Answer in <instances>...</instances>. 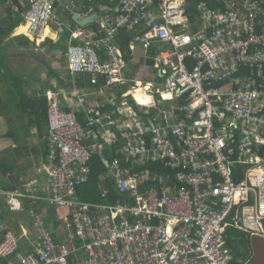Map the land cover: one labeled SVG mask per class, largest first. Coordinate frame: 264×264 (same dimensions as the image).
I'll return each mask as SVG.
<instances>
[{
  "label": "built area",
  "instance_id": "1",
  "mask_svg": "<svg viewBox=\"0 0 264 264\" xmlns=\"http://www.w3.org/2000/svg\"><path fill=\"white\" fill-rule=\"evenodd\" d=\"M2 1L36 45L69 32L51 54L74 85L48 95L50 155L1 192L32 219L7 232L2 264H232L229 228L264 239V0ZM82 9L99 16L87 28ZM95 156L114 204L77 196ZM42 203L65 211L64 236Z\"/></svg>",
  "mask_w": 264,
  "mask_h": 264
},
{
  "label": "trees",
  "instance_id": "2",
  "mask_svg": "<svg viewBox=\"0 0 264 264\" xmlns=\"http://www.w3.org/2000/svg\"><path fill=\"white\" fill-rule=\"evenodd\" d=\"M99 4H102V2L95 1L94 3L97 11H99ZM0 5L2 6L0 11H5L4 15H0L1 44L6 39L5 37L11 34L13 30L19 27L22 23L23 9H20L18 12H14L12 9V5L6 4L4 1H2ZM66 19L67 16H65V20ZM21 38H23V41L21 40ZM68 38L69 32L67 31L64 33L61 42L54 43L52 40H48V42H50V50H54L59 47L63 48V42ZM14 39L16 41L18 40L20 42L19 44H21V41L22 44L33 43L25 36L14 37ZM0 70L3 72L0 83L6 88L5 92L10 96L9 103L0 100V117L3 116L4 112H7V121L13 123L10 129L0 134V143L2 144V147L0 149V192L11 193L22 187L25 182V177H27L30 173L29 171L32 161L28 157V152L25 151L28 141H30L32 146L36 147L37 142L40 140L38 147H42V149L45 150L44 156L45 158L47 157L46 143L48 142L47 136L49 134L50 123L48 115L49 102L46 98V92L48 90H55V93L60 92L56 91V88L61 89V86H51V79H62L63 72L62 69L60 71H57L55 69L48 70V83H43V87L40 88L41 93H39V91L34 92V94L32 93L34 96V100H31V95H29L27 92H24V85L26 83L21 77L18 78L10 75L9 78L6 79V83L3 85L4 79L6 78V71H4L6 70V66L2 62H0ZM69 79V75L64 78L65 81H68ZM73 86L74 85L72 83H68V85L64 86V89L71 90L73 89ZM77 86L81 89H85L86 91L95 90L96 88L89 82V78L87 76L79 77L77 79ZM62 101L65 102L66 98ZM15 102V108L18 109V113L21 117H17V114H14L13 116L17 117L14 119V117L9 114L8 109H11ZM81 118L83 119V117ZM4 120L6 119H3L2 121L0 120L3 125L5 124ZM172 123L177 122L173 121ZM35 147H33V152L36 153L39 148ZM21 149H23L22 155L20 152ZM106 156L109 159H113V151L107 152ZM20 162H22V164ZM152 166H154V164H151L150 166H143V168H150L154 171V168ZM160 166L161 165H159L158 168H160ZM90 168L91 175L89 181L78 187L77 196L79 200L95 204H114L117 200V190L115 188V184L111 181L107 182L108 188H110V191L108 193L109 196H105V190L100 187V179L103 175L106 174V171L99 157L95 156L92 159ZM2 199L3 198L0 197V202L2 201ZM1 205L3 207L4 202H2ZM27 209L28 206L26 205V210ZM5 213L9 214V216H6ZM10 213L12 212L2 208V210L0 211V220L5 221L9 225H12V221L16 219V217L12 216V214L10 215ZM25 220L29 221V218ZM17 227L19 228L20 224H18ZM227 235H229L228 246L231 248L233 253L232 264H243L239 262V258L243 255L248 256L250 249L251 251H253L251 239L246 235V233L238 230H228ZM1 242L2 236L0 235V243ZM244 248L245 250L243 251Z\"/></svg>",
  "mask_w": 264,
  "mask_h": 264
},
{
  "label": "rangeland",
  "instance_id": "3",
  "mask_svg": "<svg viewBox=\"0 0 264 264\" xmlns=\"http://www.w3.org/2000/svg\"><path fill=\"white\" fill-rule=\"evenodd\" d=\"M5 11H0V15H4ZM19 33L20 34H25V30H24V26L19 27ZM18 33V35H20ZM16 34V33H15ZM17 35V34H16ZM5 38L10 39L8 40V42H15L14 37L11 36V34L7 35ZM4 38V39H5ZM28 38V37H26ZM6 39V40H7ZM29 39V38H28ZM12 40V41H11ZM21 40L23 41V38H21ZM31 41V39H29ZM5 41V40H4ZM3 41V42H4ZM21 41V43H22ZM3 42L0 44V62L5 61L4 63L8 62V58L11 61V64H9V69L6 66V78L4 79V83L3 85L6 83V79L9 78L10 75H13L15 77H21L24 82L26 83L25 86V90L27 91V93L31 94L34 92L39 91V93H41L40 88L43 87V83H48V76H47V72H48V68L47 67V61L50 64H54V67H56L55 64V60L53 59V55L51 54L50 50V42H45L41 45H36L35 42H33L32 44H22V45H17L20 46L21 49L18 50H14V51H8L7 48H3ZM18 43V42H17ZM7 44V43H5ZM7 47L9 46L8 44L6 45ZM9 48V47H8ZM17 51H20V57H19V53ZM8 55V57H7ZM20 58V59H19ZM62 62V67L65 66L64 64V60L61 59ZM65 68H62V72H65L64 70ZM152 72L151 70H141L140 72H138V75L136 76V79L138 81H141L143 83L145 82H153V77H152ZM2 75L3 73L0 70V79H2ZM37 89V91H36ZM6 88L4 86L1 85L0 83V96H2L3 101H6L7 103H9V95L5 92ZM150 94V93H149ZM31 100H34V96H30ZM3 107V106H1ZM16 107V102L13 104L11 109H8L9 114L10 115H14L17 114V117L20 116V114L18 113V109L15 108ZM14 119L17 118L15 116H13ZM21 117V116H20ZM5 121V124H2V120ZM0 134H2L3 132H6L8 129H10L12 127L13 123H10V121L8 120V115L7 112L3 113V116L0 117ZM40 143V140L37 142ZM2 147V144L0 143V149ZM26 149L25 151L28 152V157L29 159L32 161L31 162V167L30 169L34 168L36 166V164L39 162V160L41 159V155L37 152L34 153L33 152V147L32 144L30 143V141H28V143L26 144ZM32 147V148H31ZM36 148V147H35ZM24 149V148H23ZM21 149V155H22V150ZM22 164V162H20ZM24 163V162H23ZM6 195L0 193V197H2V201L0 202V211L3 209H6L12 213H10V215L12 214V216H15L16 219H14L12 221V225L7 224L5 221L0 220V235L2 236V242L0 243V245L3 243V241L5 240V236L7 235V232L9 231H14L17 233L18 236L21 235V226H26L28 228H31L32 225V219L30 217V215H28L27 211L24 210V212L26 213H22V212H14L13 210L11 211L8 206L6 205V200L5 197ZM2 202H4V206L2 207ZM27 204V203H25ZM43 206L47 207L51 212H49L50 214H52V217L56 216V217H63L64 212L62 210H56L54 211L53 209H51L47 204H43L42 205V215L44 216L45 221L47 222V220L51 219V218H47L48 215L51 217L50 214H48V212L46 210L43 209ZM59 212H62L61 214ZM13 213H15V215H13ZM6 216H9V214L5 213ZM25 220V219H28ZM47 218V219H46ZM20 224V227L18 228L17 225ZM48 225V222H47ZM11 226V227H9ZM17 236V237H18ZM245 250V248L243 249V251ZM21 251L27 252L26 249V245L25 243L22 244L21 247ZM253 260V252L249 251V255H243L239 258V262L243 263V264H252ZM2 264V260L1 263Z\"/></svg>",
  "mask_w": 264,
  "mask_h": 264
},
{
  "label": "clouds",
  "instance_id": "4",
  "mask_svg": "<svg viewBox=\"0 0 264 264\" xmlns=\"http://www.w3.org/2000/svg\"><path fill=\"white\" fill-rule=\"evenodd\" d=\"M17 3V2H16ZM18 4V3H17ZM1 8H2V6L0 5V10H1ZM87 12H88V10H86V9H82L79 13H77L76 15H79V19L80 20H84V19H86L87 17H90V16H93V14H88V16H87ZM74 16V15H73ZM73 16H72V19H73V21L75 22V23H77L75 20H74V18H73ZM83 16V17H82ZM95 20H97V19H95ZM92 23V22H91ZM23 24L21 23L20 24V26H22ZM76 25V24H75ZM74 25V26H75ZM77 25H80V24H78L77 23ZM89 25L90 24H85V25H80L81 27H85V28H87V27H89ZM19 26V27H20ZM18 28V27H17ZM17 28H15L14 30H13V32L11 33V36L12 37H18V36H25V37H28L29 39H31V37L30 36H28V35H25V34H23V35H16L15 34V32H16V29ZM31 41L32 42H35V39H31ZM45 42H48V40H46ZM45 42H43V43H45ZM42 43V44H43ZM36 44V43H35ZM41 45V44H40ZM38 46V45H37ZM56 62H55V64H56V67H54V64H50V69H55V70H57V71H60L62 68H65L64 70H65V72H63L62 73V79H51V86H55V87H57V85H60L61 86V89L60 88H56V91H60V92H62V91H64L65 93H69L71 90H65L64 89V86H66V85H68V83H71L70 81H71V79L73 78V76L67 71V69H66V62L64 61V64H65V66L64 67H62V62H60L61 61V59H63V58H53ZM64 60V59H63ZM49 69V70H50ZM70 76V79L68 80V81H65L64 80V78L66 77V76ZM80 77H82V76H80ZM88 77V76H87ZM77 78H79V76L77 77ZM89 78V77H88ZM152 83V82H151ZM36 91H37V89H36ZM24 92H27L26 90H25V88H24ZM50 93H55V90H48L47 92H46V98H47V101L49 100L48 99V95L50 94ZM29 95H31V96H33V94H31V92L30 93H28ZM36 95H38V94H36ZM0 100H2L3 101V98H2V96H0ZM48 138H49V134H48V136H47V140H48ZM39 146V143H37L36 144V148H39L38 149V153L44 158V159H46L49 155H50V153H51V149H50V144H49V140H48V142L46 143V146H47V157L45 158V156H44V152H45V150L44 149H42V147H38ZM36 152V153H37ZM1 193V192H0ZM43 204H45V203H42L41 204V210H40V212L42 213V205ZM26 205L28 206V209L26 210ZM50 207V206H49ZM51 208V207H50ZM51 209H53V208H51ZM24 210H26L27 211V213L29 212V210H30V205H29V203L28 204H24V208H23V210H21V211H14V212H24ZM54 210V209H53ZM54 211H56V210H54ZM63 211V210H62ZM64 212V214H65V211H63ZM24 213H26V212H24ZM28 215H29V213H28ZM55 217V216H54ZM56 221H61V217H57L56 218ZM62 222V221H61ZM47 223V222H46ZM238 231H241L240 229L238 230ZM251 239V238H250ZM254 240V239H253ZM253 240L251 239V241L253 242ZM253 252V251H252ZM253 264V263H252Z\"/></svg>",
  "mask_w": 264,
  "mask_h": 264
},
{
  "label": "crops",
  "instance_id": "5",
  "mask_svg": "<svg viewBox=\"0 0 264 264\" xmlns=\"http://www.w3.org/2000/svg\"><path fill=\"white\" fill-rule=\"evenodd\" d=\"M19 27L16 29V34L18 35V33H19ZM20 34V33H19ZM20 35H23V34H20ZM7 39V38H6ZM5 39V41L3 42V48H7L8 49V51H14V50H18V49H21L20 48V46H17V45H19V41L17 40H15V42H13L12 40V42H8V40H10V39H7L6 40ZM18 42V43H17ZM5 43H7L9 46V48L6 46L7 44H5ZM20 45H22V43L20 44ZM18 53L20 52V51H17ZM7 57H8V55H7ZM19 57H20V53H19ZM20 59V58H19ZM5 61H2V63H4ZM5 64V66H7L8 68H9V64H11V61H10V59L8 58V62L7 63H4ZM49 66V68L48 69H50L51 67H50V65H49V63H48V61H47V67ZM10 69V68H9ZM11 70V69H10ZM2 72V71H1ZM3 73V72H2ZM151 99L150 98H148V102L150 101ZM35 153V152H34ZM37 154V153H36ZM43 160V157H41V159L39 160V162L36 164V166H38L39 165V163L41 162ZM35 166V167H36ZM34 167V168H35ZM33 168V169H34ZM33 169L31 170L30 169V171L29 172H31V171H33ZM43 209L44 210H46L47 212L49 211V212H51L47 207H45V206H43ZM48 212V214H50ZM22 213H24V212H22ZM60 214L62 213V212H59ZM14 215H15V213H14ZM51 215V217L48 215V217L47 218H51V219H49V220H47V222H48V226L50 227V228H52L53 229V232L55 233V235L56 236H64L65 235V227H64V225H63V223L61 222V221H56V216L55 217H52V214H50ZM46 218V219H47ZM253 261V260H252Z\"/></svg>",
  "mask_w": 264,
  "mask_h": 264
},
{
  "label": "water",
  "instance_id": "6",
  "mask_svg": "<svg viewBox=\"0 0 264 264\" xmlns=\"http://www.w3.org/2000/svg\"><path fill=\"white\" fill-rule=\"evenodd\" d=\"M74 20L80 24L85 25L89 24L95 19H98V15H93L90 17H87L84 20L79 19V15L73 16ZM252 249H253V264H264V239L262 238H255L252 242Z\"/></svg>",
  "mask_w": 264,
  "mask_h": 264
},
{
  "label": "bare ground",
  "instance_id": "7",
  "mask_svg": "<svg viewBox=\"0 0 264 264\" xmlns=\"http://www.w3.org/2000/svg\"><path fill=\"white\" fill-rule=\"evenodd\" d=\"M24 30H25V34H28V33H27V27H26V26H24ZM44 34H45V35H49V34H50V30L46 29V30L44 31ZM136 98L139 99V100L141 99V97H140V95H139L138 93H136ZM141 100H145V101L148 102V98H145V99L143 98V99H141ZM44 160H45V159L43 158V160L39 163V165H41V164L44 162ZM91 161H92V160H91ZM91 161H90V163H91ZM90 163H89V167H90ZM39 165H38V166H39ZM90 169H91V168H90ZM90 175H91V173H90ZM106 176H107V175H106ZM107 177L109 178V176H107ZM89 179H90V176H89ZM228 230H239V229H238V228H229ZM228 230H227V231H228Z\"/></svg>",
  "mask_w": 264,
  "mask_h": 264
},
{
  "label": "snow or ice",
  "instance_id": "8",
  "mask_svg": "<svg viewBox=\"0 0 264 264\" xmlns=\"http://www.w3.org/2000/svg\"><path fill=\"white\" fill-rule=\"evenodd\" d=\"M147 101H142V103H146Z\"/></svg>",
  "mask_w": 264,
  "mask_h": 264
}]
</instances>
